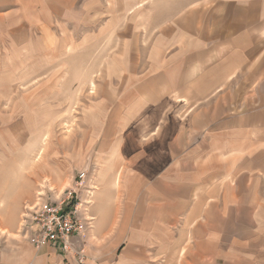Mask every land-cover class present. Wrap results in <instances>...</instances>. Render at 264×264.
Instances as JSON below:
<instances>
[{
    "label": "crops",
    "instance_id": "obj_1",
    "mask_svg": "<svg viewBox=\"0 0 264 264\" xmlns=\"http://www.w3.org/2000/svg\"><path fill=\"white\" fill-rule=\"evenodd\" d=\"M113 1L0 0V104L26 58L67 46L63 18L81 33ZM118 2L135 21L111 28L124 37L110 66L136 86L106 91L97 114L96 227L76 252L33 245L21 212L47 187L28 175L17 210L0 203V264H264V0Z\"/></svg>",
    "mask_w": 264,
    "mask_h": 264
},
{
    "label": "rangeland",
    "instance_id": "obj_2",
    "mask_svg": "<svg viewBox=\"0 0 264 264\" xmlns=\"http://www.w3.org/2000/svg\"><path fill=\"white\" fill-rule=\"evenodd\" d=\"M120 4L118 0L95 4V7L100 6L98 11L101 12L88 20L89 26H83L81 33H76L78 29H74L76 20L63 18L59 26L65 27L61 37L67 39V46L64 45L60 51L59 45L54 44L45 57H40V52L35 53L38 56H29L25 64L22 62V70L18 68L21 70L19 73L25 74L26 80L20 82L22 84L12 93L8 92L0 104V203L3 212L14 203L17 210L18 197L24 193L28 175L36 191L41 185L58 188L53 181L56 175L65 182L57 191L74 186L79 172L87 173V185L96 186L94 178L99 166L88 152L92 150L93 139L98 141L102 138L103 130L98 129L102 125L96 120L101 117L97 115L101 103L108 99L106 91L122 87L115 93L118 97L125 87L127 90L136 86V83L123 82L116 76L117 67L110 66L116 63L122 51L120 40L124 37L110 33L111 28L119 27L121 22L124 26L133 25L135 18L132 15L136 10L138 23L142 21V25L149 26L151 6L155 5L152 1L140 2L136 10L126 11L127 19L123 20L118 16L119 12L124 13ZM140 16L143 18L140 19ZM61 37L58 36L59 40ZM123 40H128V37ZM21 59H17V66H20ZM120 73L131 74L128 67ZM112 74L114 78L110 77ZM43 148H46L44 155L38 160L36 156ZM40 163L41 168H38ZM12 198L16 199L15 202ZM94 203L95 195L90 207L93 217ZM21 213L18 231L26 237L28 235L22 226L25 208ZM130 215L134 217L135 211H130ZM95 227L94 219L93 227L83 238L86 244ZM140 261L146 264L164 262L156 259Z\"/></svg>",
    "mask_w": 264,
    "mask_h": 264
},
{
    "label": "built area",
    "instance_id": "obj_3",
    "mask_svg": "<svg viewBox=\"0 0 264 264\" xmlns=\"http://www.w3.org/2000/svg\"><path fill=\"white\" fill-rule=\"evenodd\" d=\"M73 184L62 191L42 188L35 202L25 207L22 226L37 248L49 244L65 253L76 252L75 239L84 238L93 227L95 186L87 185L86 172H79Z\"/></svg>",
    "mask_w": 264,
    "mask_h": 264
},
{
    "label": "bare ground",
    "instance_id": "obj_4",
    "mask_svg": "<svg viewBox=\"0 0 264 264\" xmlns=\"http://www.w3.org/2000/svg\"><path fill=\"white\" fill-rule=\"evenodd\" d=\"M46 146H47V144H46ZM45 150H46V148H43V149L40 150V152L38 151V152H39V153H38L39 155L36 156V157L38 158V160H39L41 157H43ZM34 156H35V154H34ZM92 219L94 220L95 218L92 216Z\"/></svg>",
    "mask_w": 264,
    "mask_h": 264
}]
</instances>
